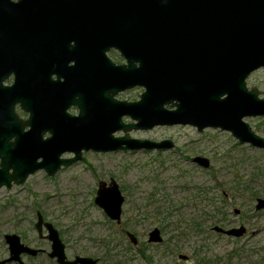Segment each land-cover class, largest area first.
Listing matches in <instances>:
<instances>
[{
	"label": "water",
	"instance_id": "water-1",
	"mask_svg": "<svg viewBox=\"0 0 264 264\" xmlns=\"http://www.w3.org/2000/svg\"><path fill=\"white\" fill-rule=\"evenodd\" d=\"M113 47L123 52L128 65L117 66L106 56ZM64 58L75 61L69 68L75 77L67 72L66 87L58 84L61 89L60 81L50 76L65 70L59 65ZM261 68L264 0H0V188L20 185L41 169L53 176L62 166L82 160L83 151L173 148L172 140L130 136L134 129L159 125H192L200 132L220 128L241 143L264 149V137L245 121L264 116L263 92L247 84ZM12 71L16 84L5 87ZM40 76L44 85L37 89ZM135 86L145 87L140 100L116 98ZM18 101L30 112L26 122L14 112ZM71 105L78 106V115L67 112ZM124 116L133 122H124ZM26 125L31 127L27 132ZM47 129L52 136L44 139ZM118 131L124 134L116 136ZM65 151L74 156L61 158ZM194 161L210 167L208 158ZM95 202L109 218L121 221L125 197L115 179L100 181ZM256 209H264V198L257 199ZM38 218L41 234L40 212ZM45 225L53 241L51 256L60 264H98L91 257L66 261L58 230ZM214 230L234 238L247 232L245 226ZM128 236L138 243L133 233ZM5 238L12 257L0 264L32 251L16 233ZM162 240L155 228L150 242Z\"/></svg>",
	"mask_w": 264,
	"mask_h": 264
},
{
	"label": "rangeland",
	"instance_id": "rangeland-1",
	"mask_svg": "<svg viewBox=\"0 0 264 264\" xmlns=\"http://www.w3.org/2000/svg\"><path fill=\"white\" fill-rule=\"evenodd\" d=\"M247 84L260 89L264 97V68L253 72ZM143 91L132 89L117 97L136 100ZM124 121L133 122L128 116ZM245 121L264 137V116ZM130 136L172 140L175 146L162 151H88L54 176L39 170L21 185L1 188L0 259L8 253L7 233L39 241L35 223L40 211L63 234L70 256L99 257L101 264H264V209L255 210L257 199L264 198L263 148L241 143L220 128L200 132L182 124L134 129ZM198 156L208 158L210 167L194 162ZM112 178L125 196L121 224L95 203L99 182ZM241 225L248 232L240 238L214 230V226ZM155 227L161 229L163 241L148 243ZM127 231L138 236L150 262L138 254ZM29 264L54 263L43 257Z\"/></svg>",
	"mask_w": 264,
	"mask_h": 264
},
{
	"label": "flooded vegetation",
	"instance_id": "flooded-vegetation-1",
	"mask_svg": "<svg viewBox=\"0 0 264 264\" xmlns=\"http://www.w3.org/2000/svg\"><path fill=\"white\" fill-rule=\"evenodd\" d=\"M74 45V42H72V46ZM67 54V53H66ZM105 54H106V56L112 61V63L113 64H115V65H117V66H119V65H128V59L124 56V54H123V52L120 50V49H118V48H110L109 50H107L106 52H105ZM88 56V55H87ZM89 57H90V55H89ZM69 58V57H68ZM86 61V60H85ZM59 63V62H58ZM86 63V62H85ZM88 63V62H87ZM100 64V63H99ZM59 65L61 66V67H63L65 70H60V71H56V72H54V73H52L51 74V76H50V78H51V80L52 81H57V82H59V83H57V86H59L60 84L62 85V84H64V86L66 87V83H67V75H66V73L68 72V75L71 77V78H74L75 77V75H74V71H73V69L71 70V69H69L70 67L72 68L74 65H75V61L74 60H72V61H69L68 63H67V61H66V59L64 58V59H62V60H60V63H59ZM87 65V64H86ZM136 65L138 66L139 64L138 63H136ZM96 66V65H95ZM100 66V65H99ZM88 67H90L89 68V70H91V65H90V63L88 64ZM92 68H93V70H98L99 68H96V67H94V64H93V66H92ZM57 69V68H56ZM84 71H86V70H84ZM99 71H100V69H99ZM60 73V74H59ZM82 74V73H81ZM58 75H60V78L58 77ZM78 75H80V74H78ZM84 76H85V78H86V76L88 75V73H85L84 72V74H83ZM79 77V76H78ZM89 77V76H88ZM39 78V77H38ZM84 78V79H85ZM83 79V78H82ZM83 79V80H84ZM90 79V78H89ZM16 80H17V78H16V73H15V71H12L9 75H8V77L3 81V85L5 86V87H12V86H14L15 84H16ZM41 80V76H40V79L37 81V85H38V87H37V89H41V88H43V82L44 81H40ZM68 80H69V78H68ZM86 80V79H85ZM87 80H88V78H87ZM87 80H86V82H87ZM23 83H24V81H22ZM69 82H70V80H69ZM90 82V81H89ZM22 83V84H23ZM47 83V82H46ZM59 84V85H58ZM86 83H84V85H85ZM89 84V83H88ZM36 85V86H37ZM81 85V84H80ZM83 85V84H82ZM87 86V85H86ZM85 86V87H86ZM16 87V86H15ZM68 87V86H67ZM56 88V87H55ZM57 88H64L63 86L62 87H57ZM137 88H144V91H145V87H143V86H135V87H133V88H131V89H127V90H125V91H128V90H132V89H137ZM125 91H121V92H119L118 94H120V93H122V92H125ZM143 91V92H144ZM142 92V93H143ZM141 93V94H142ZM117 94V95H118ZM117 95H116V98L118 99V100H127V99H119L118 97H117ZM140 97H141V95H140ZM77 99H79V96H77ZM138 100H140V98L139 99H136V100H127V101H129V102H136V101H138ZM72 110H76L77 111V113H75V112H73ZM14 112H15V114L21 119V120H23L24 122H26L27 120H29V118H30V112H28V111H26V110H24L23 109V107H22V105H21V103L18 101V102H16L15 103V105H14ZM67 112L69 113V114H71V115H78L79 114V108H78V106H76V105H71L68 109H67ZM125 117V116H124ZM52 118V117H51ZM50 119V118H49ZM123 120H124V118H123ZM125 122V121H124ZM126 123H132V122H126ZM31 127L29 126V125H26L25 127H24V131L25 132H27V131H29V129H30ZM52 136V133H51V131L50 130H45V131H43V138L44 139H48L49 137H51ZM116 136H118V135H116ZM120 136V135H119ZM13 141H15V138L13 137V138H11L10 139V142H13ZM175 146V145H174ZM90 151H92V150H90ZM84 152H88V151H83V153ZM98 153H103V152H98ZM66 154H71V155H69V156H66ZM74 156V153L73 152H71V151H65V152H63L62 153V155H61V158H71V157H73ZM82 158H83V154H82ZM196 158V157H195ZM194 158V159H195ZM193 159V160H194ZM39 160H41V159H39ZM195 162V161H194ZM197 163V162H196ZM199 164V163H198ZM201 166V165H200ZM64 167H66V166H62L58 171H60L62 168H64ZM12 170L13 169H11L10 170V172H12ZM41 170H45V169H41ZM46 171V170H45ZM58 171L56 172V173H58ZM38 172V171H37ZM36 173V172H35ZM46 173H47V171H46ZM34 174V173H33ZM48 174V173H47ZM30 175H32V174H30ZM29 175V176H30ZM49 175V174H48ZM28 176V177H29ZM50 176V175H49ZM54 176V175H53ZM28 179V178H27ZM26 179V180H27ZM114 179V178H113ZM111 181V180H110ZM100 183V182H99ZM108 184L110 183V182H107ZM118 183V182H117ZM23 184V183H22ZM14 185H16L14 182H13V185H12V187L14 186ZM21 185V184H20ZM118 185H119V183H118ZM3 187H6V188H8L7 186H3ZM2 187V188H3ZM11 187V188H12ZM119 187H120V185H119ZM98 188H99V185H98ZM1 189V188H0ZM10 189V188H9ZM120 190H121V188H120ZM97 191H98V189H97ZM122 191V190H121ZM122 194H123V192H122ZM124 195V194H123ZM97 197V196H96ZM125 197V196H124ZM96 203V202H95ZM125 203V202H124ZM97 204V203H96ZM98 205V204H97ZM123 206H124V204H123ZM123 206H122V216H123ZM239 210V209H238ZM255 210L256 211H259V210H257L256 209V207H255ZM261 210H263V209H261ZM40 211H38V213H39ZM235 212H236V209H235ZM38 213H37V216H38ZM41 213V212H40ZM42 214V213H41ZM236 214H240V210H239V213H236ZM42 216H43V214H42ZM109 217V216H108ZM43 219H44V222H43V225H42V232H41V234H40V232L38 231V229H37V231H38V233L39 234H37V237H38V239H39V241L38 242H29L28 241V239H27V237L25 236V235H23V234H17L16 233V235H18L19 237H20V241H21V243L23 244V245H25L26 247H29V249L30 250H32V251H24V252H22L21 254H20V257H19V259H13L12 261H8V262H6L5 264H29V263H31L32 261H39L41 258H43V257H45L46 259H47V261H49V262H52V263H54V264H60L59 262H58V257H52L51 256V253L53 252V241L49 238V231H48V228L46 227V223H51V222H49V221H46L45 220V218H44V216H43ZM111 219V218H110ZM38 220H39V218H38ZM37 220V221H38ZM112 220V219H111ZM117 222V221H116ZM121 222H122V217H121V221L120 222H117L118 224H121ZM37 223V222H36ZM36 223H35V227H36ZM51 224H53V223H51ZM53 226H54V224H53ZM241 226H244V225H241ZM240 226V227H241ZM55 227V226H54ZM215 227V226H214ZM221 227V226H220ZM56 228V227H55ZM155 228H158V227H155ZM154 228V229H155ZM224 228V227H223ZM57 229V228H56ZM153 229V230H154ZM226 229H230V228H226ZM246 229H247V232H248V228L246 227ZM44 230H46V233H44ZM58 230V229H57ZM152 230V231H153ZM159 230H160V233H161V236H162V232H161V229L159 228ZM151 231V232H152ZM58 232H59V237H60V239L62 240V243L64 244V252H65V256H66V261H68V262H73V261H75L77 258H79V257H91V258H93V259H97L98 260V264H101V259L99 258V257H95V256H90V255H80V254H76V255H74V256H70L69 254H68V252H67V243L64 241V239H63V234H60V231L58 230ZM128 232H131V231H127L126 232V235H127V237L129 238V236H128ZM150 232V233H151ZM217 232V231H216ZM246 232V233H247ZM131 233H133L134 234V232H131ZM150 233H149V238H148V243H154V244H158V243H155V242H150ZM218 233H220V234H222V235H225V234H223V233H221V232H218ZM246 233H245V235H246ZM7 234H12V233H7ZM7 234H5V236L7 235ZM136 237H137V239H138V243L137 244H133L132 243V241L130 240V238H129V240H130V242H131V244L133 245V246H135L136 248H137V251H138V254L139 255H141L142 257L144 256V255H142V253H140V251H143L142 250V248H140V240H139V238H138V236L136 235V234H134ZM244 235V236H245ZM5 236H4V238H5ZM225 236H227V235H225ZM227 237H231V236H227ZM162 238H163V236H162ZM232 238H234V237H232ZM163 241V240H162ZM5 242H6V244L8 245V249H7V251H8V253H7V256L6 257H4L3 259H0V261H3V260H7V259H10L11 257H12V253H11V249H10V244L8 243V241L6 240V238H5ZM40 242V243H39ZM43 242V243H42ZM159 243H161V242H159ZM145 256L146 257H148L146 254H145ZM143 258H145V257H143ZM149 258V257H148ZM147 260V259H146ZM149 260L151 261V258H149ZM149 260H147V261H149ZM149 261V262H150ZM76 264H82L81 262H77ZM150 264V263H149Z\"/></svg>",
	"mask_w": 264,
	"mask_h": 264
},
{
	"label": "trees",
	"instance_id": "trees-1",
	"mask_svg": "<svg viewBox=\"0 0 264 264\" xmlns=\"http://www.w3.org/2000/svg\"><path fill=\"white\" fill-rule=\"evenodd\" d=\"M197 225H198V224H197ZM193 228L196 229V224L193 225ZM140 253H142V255H144L143 257H145V259L149 260V258L145 256L144 251H140ZM233 253H235V252H233ZM232 255H233V254H232ZM149 261H150V260H149Z\"/></svg>",
	"mask_w": 264,
	"mask_h": 264
}]
</instances>
